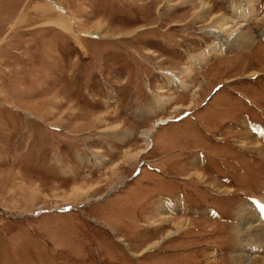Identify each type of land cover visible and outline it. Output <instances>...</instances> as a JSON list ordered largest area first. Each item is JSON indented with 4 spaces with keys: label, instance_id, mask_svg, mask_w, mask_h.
Segmentation results:
<instances>
[{
    "label": "rangeland",
    "instance_id": "rangeland-1",
    "mask_svg": "<svg viewBox=\"0 0 264 264\" xmlns=\"http://www.w3.org/2000/svg\"><path fill=\"white\" fill-rule=\"evenodd\" d=\"M202 1L0 0V264H237L264 206V0Z\"/></svg>",
    "mask_w": 264,
    "mask_h": 264
},
{
    "label": "bare ground",
    "instance_id": "bare-ground-1",
    "mask_svg": "<svg viewBox=\"0 0 264 264\" xmlns=\"http://www.w3.org/2000/svg\"><path fill=\"white\" fill-rule=\"evenodd\" d=\"M196 1H198V2H196ZM196 3L201 4L202 7L206 6V1L195 0V4L194 5H196ZM208 6H209V4H208ZM55 7H56V5H55ZM55 7H52L50 5L49 8H50V10H52V9H55ZM58 10L61 11V14H60V17L57 18L54 21V24L57 25V27L63 29L64 31H67V32L73 31L75 34H78L79 30H77V28H76V21L73 18V16L69 15L65 10H63L61 8H58ZM200 10L201 9H199V11ZM195 14H196V11H194V16H195ZM236 14L238 16H236L235 18H240V20L243 23L246 22L247 17H248V13H246L243 9H240L239 11L236 12ZM203 16L201 15V17H203ZM216 16H218V15H216ZM219 27H220L218 29L219 31H217L219 34L220 33H223V34L229 33L230 35L233 34L232 33V28L233 27H232V25L227 24V22L226 23L225 22L221 23L219 25ZM227 37H229V36H227ZM226 45H227L226 42H223L222 44L221 43H215L213 45V47L210 48V50L212 52H214V53H217V52L221 53V52H224V51L227 50L226 49ZM189 63H192V61L190 60ZM163 121H164V119H161V121H158L156 123L155 127H157V125L161 124ZM247 127H248V129L250 131V134L247 135L248 136L247 138H242L238 142V144L241 147L246 148L248 150L260 149L262 146L260 145V139L259 138H260V135L262 133V130L260 131L259 128H257L254 125L253 126L252 125H247ZM154 129L152 127V129H148V130H144L143 131L142 137H143L144 141L146 142V144H148L150 138L152 137V135L154 133L153 132ZM142 152H140V153H142ZM138 155H140V154H138ZM190 176L192 178L196 179V180H201L203 178V174L200 171H198V169H196V171L191 173ZM83 186L84 185L75 187L73 189L72 194H75L78 191H80L81 189H83ZM226 188L227 187H225L224 190L228 189V188L227 189ZM262 200H264V199H262ZM179 203H181L180 200H178V204ZM180 211H181V207L180 206L174 205L173 203H170V202L162 203L160 208L158 209V212L165 218V220L167 222H169L170 220L173 221V224H174L175 228L168 230V232H167V234H168L167 236L168 237H171L172 235H175L177 232H179L180 230H182V229L187 227V222L188 221H186V218L182 217V218H179L178 220L174 219L175 213L180 212ZM253 221H260L261 222L260 226H257V228H256L254 226V224L252 223ZM190 223H192V221L189 222V224ZM238 225H239L238 228H239V232H240V234L242 236L243 243L238 248L239 252H238V255L236 256L237 264H264V206L261 209L256 207V206L243 207L242 211H239ZM157 244H158V241L150 244L148 248L152 249V248L156 247Z\"/></svg>",
    "mask_w": 264,
    "mask_h": 264
},
{
    "label": "water",
    "instance_id": "water-1",
    "mask_svg": "<svg viewBox=\"0 0 264 264\" xmlns=\"http://www.w3.org/2000/svg\"><path fill=\"white\" fill-rule=\"evenodd\" d=\"M35 215H37V214H35Z\"/></svg>",
    "mask_w": 264,
    "mask_h": 264
}]
</instances>
